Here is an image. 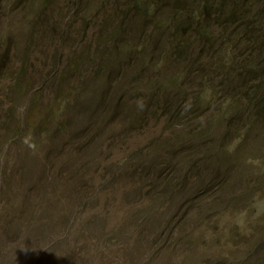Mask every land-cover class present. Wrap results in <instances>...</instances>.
<instances>
[{"label": "trees", "instance_id": "trees-1", "mask_svg": "<svg viewBox=\"0 0 264 264\" xmlns=\"http://www.w3.org/2000/svg\"><path fill=\"white\" fill-rule=\"evenodd\" d=\"M0 220L10 264H264V0H0Z\"/></svg>", "mask_w": 264, "mask_h": 264}, {"label": "rangeland", "instance_id": "rangeland-1", "mask_svg": "<svg viewBox=\"0 0 264 264\" xmlns=\"http://www.w3.org/2000/svg\"><path fill=\"white\" fill-rule=\"evenodd\" d=\"M250 176L252 177L251 181L256 180V179H254L255 177L258 179L261 177V175H258V174H254L253 176L250 174ZM259 180H261V179H259ZM252 184L254 185V182H252ZM245 218L247 219V221H246V224H247L252 217L249 216V214H248L245 216ZM253 218H254V216H253ZM231 229H233V228H231ZM15 232H16V230L14 229L12 233H15ZM12 236H13V234H11V230L5 225V223L2 220H0V243H4L5 241H13V239L10 238ZM10 247H11L10 245L7 246L8 249ZM0 249L2 250V247H0ZM49 252L50 251H48V253ZM0 260H1V256H0ZM5 261H3V262L0 261V264H10L9 262H5Z\"/></svg>", "mask_w": 264, "mask_h": 264}]
</instances>
